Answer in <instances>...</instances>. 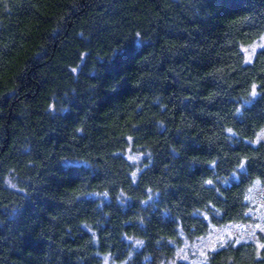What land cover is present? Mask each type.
Segmentation results:
<instances>
[{
  "label": "trees",
  "instance_id": "16d2710c",
  "mask_svg": "<svg viewBox=\"0 0 264 264\" xmlns=\"http://www.w3.org/2000/svg\"><path fill=\"white\" fill-rule=\"evenodd\" d=\"M262 35L264 0H0V264H162L246 224ZM259 241L207 264H264Z\"/></svg>",
  "mask_w": 264,
  "mask_h": 264
},
{
  "label": "rangeland",
  "instance_id": "374dc122",
  "mask_svg": "<svg viewBox=\"0 0 264 264\" xmlns=\"http://www.w3.org/2000/svg\"><path fill=\"white\" fill-rule=\"evenodd\" d=\"M264 47V35L248 46L242 48L245 62L250 64L257 51ZM258 141H264V135L258 136ZM256 139V141H257ZM126 158L132 163L143 160L142 154H136L131 149L126 151ZM247 201L249 204V221L246 224H226L220 227L210 226L209 232L197 239L182 238L172 260L162 264H207L209 256L216 250L229 244L237 245L252 242L261 247L259 236L264 237V184L255 182L249 189ZM135 248H140L138 240H131ZM105 264H117L110 257L104 258Z\"/></svg>",
  "mask_w": 264,
  "mask_h": 264
}]
</instances>
